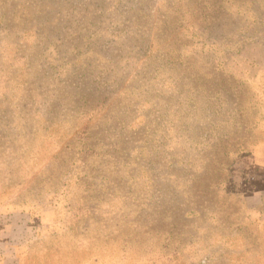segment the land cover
<instances>
[{
    "label": "rangeland",
    "instance_id": "rangeland-1",
    "mask_svg": "<svg viewBox=\"0 0 264 264\" xmlns=\"http://www.w3.org/2000/svg\"><path fill=\"white\" fill-rule=\"evenodd\" d=\"M261 164L264 0H0L23 264H264Z\"/></svg>",
    "mask_w": 264,
    "mask_h": 264
},
{
    "label": "crops",
    "instance_id": "crops-1",
    "mask_svg": "<svg viewBox=\"0 0 264 264\" xmlns=\"http://www.w3.org/2000/svg\"><path fill=\"white\" fill-rule=\"evenodd\" d=\"M253 176L249 179H245L242 184L241 191L247 200L253 201L254 203H263L264 205V165L255 166ZM248 209L254 210L255 207H248ZM261 225L264 226V219H261ZM28 224H23L27 227ZM10 234L14 228H18V224L9 226ZM1 236V235H0ZM10 238L4 240L0 237V264H23V256L19 253V247L14 244Z\"/></svg>",
    "mask_w": 264,
    "mask_h": 264
}]
</instances>
